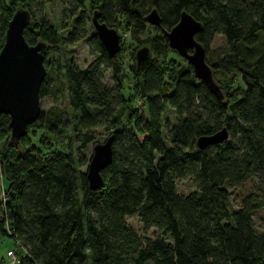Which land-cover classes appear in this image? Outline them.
I'll return each mask as SVG.
<instances>
[{
	"label": "trees",
	"instance_id": "1",
	"mask_svg": "<svg viewBox=\"0 0 264 264\" xmlns=\"http://www.w3.org/2000/svg\"><path fill=\"white\" fill-rule=\"evenodd\" d=\"M38 1L0 0V47L7 21L17 8L30 14L22 31L24 39L29 44L43 41L44 56L47 47V52H54L83 37L82 11L66 35L60 36L43 17L35 19L31 6ZM67 1L78 8L86 0ZM88 3L98 4L97 20L108 26L118 13L137 42L148 46L149 57L131 66L140 79L134 94L142 100L144 114L127 106L118 82V106L114 105L111 89L100 82L98 61L82 69L64 65L67 100L78 112L73 131L77 125L111 129L107 135L112 136L111 161L100 170L101 188L94 190L88 188L85 173L77 170L81 162L67 146L47 152L25 146L26 132L12 144L8 115L0 114V139L5 137L0 148V233L20 244L15 251L17 263L264 264V232L256 231L251 220L252 213L264 206V196L249 192L237 208L227 204L228 188L251 178L264 182V0ZM152 7L160 16V26L143 18ZM181 10L200 22L194 39L204 51L214 34L224 37L225 45L212 50L214 59L205 61L211 75L219 71L230 80L237 76L242 87L223 88L212 75L222 94L217 98L187 62L173 64L169 71L161 69L157 55L169 48L163 29L177 22ZM87 41L115 78L121 74L117 60L121 42L108 58L95 34ZM139 46L133 48L132 57ZM47 93V85L41 82L38 97ZM166 107L177 117L167 129V145L160 132ZM44 120L48 131L61 132L58 114L41 112L26 130L40 128ZM221 127L227 131L225 140L202 149L195 146L198 136ZM78 136L79 148L92 139L83 131ZM183 176L195 184L180 194L174 181ZM132 214H137L144 229L153 227L159 235L137 236L125 223V216Z\"/></svg>",
	"mask_w": 264,
	"mask_h": 264
},
{
	"label": "rangeland",
	"instance_id": "2",
	"mask_svg": "<svg viewBox=\"0 0 264 264\" xmlns=\"http://www.w3.org/2000/svg\"><path fill=\"white\" fill-rule=\"evenodd\" d=\"M89 0L84 2L83 7L73 8V2L67 0H39L33 3L31 6L32 14L35 19L43 17L48 24H50L60 36H65L68 30L73 26L76 18L79 17L80 12H83V37L78 38L76 41L61 45L56 51H48L46 48L45 60L43 65L45 68V76L42 80L44 85H47L48 93L42 97H38L40 112L56 113L59 116V122L57 127L61 129L60 133H51L47 130L45 120L40 123V128L27 129L25 146H35L41 148L42 151L47 152L52 148H59L60 146H67V149L73 154L76 159L80 160V164L77 170L85 172L88 160L92 153V146L94 143H101L110 133L111 129H107L105 126L96 125L89 129H83L77 125V130L73 131V124L75 116L78 115L77 111H74L69 103L68 97L70 92L67 86V80L64 75L65 66L70 64L71 66L82 69L89 64L97 62V68L101 71L100 82L103 86L111 89V94L114 98L113 102L115 106V87L116 83L121 85V93L124 98L127 99V106L136 109V113L144 114V106L140 105L137 96L134 94L137 84L140 83V79L134 76L131 72V66L134 64L135 59L131 56L133 48L137 47V44L146 45L144 43L137 42L135 35L132 33L130 26H125L121 21V17L118 13H115L112 17L110 26L113 27L119 36V42H121L123 49L119 52L117 60L120 62L122 71L116 78L109 68H106L102 58L98 55L94 46L87 41L90 35L95 34L93 26L91 24V14L94 9L97 10L98 4L88 3ZM157 31H160L157 29ZM40 41V39L36 40ZM225 45V39L221 34H214L212 40L208 44L205 51V59L210 62L214 56L212 50L218 46ZM147 46V45H146ZM100 58V59H99ZM158 62H161V69L169 71L173 64L184 65L186 60L177 55L171 48H164L163 52L157 55ZM65 65V66H64ZM213 77L221 87L229 86L228 88L234 89L235 87H242V83L237 76L230 80L227 75L213 71ZM177 117L173 109L166 107L161 116V137L165 145L166 133L168 127L176 121ZM125 120V117L123 118ZM123 123L122 126H124ZM87 132L92 136L90 142L86 143L84 147L79 148V134ZM5 137L0 139V148L4 145ZM20 147V146H19ZM50 147V148H49ZM175 186L178 193L183 194L194 188V182L189 176H183L175 179ZM229 189V197L227 200L228 207L235 209L238 207L242 196L249 192H255L261 196H264V182L258 178H251L247 182L234 186ZM253 227L258 232H264V206L258 210H255L251 216ZM126 226L132 229V231L140 238L148 237L152 238L155 235H159V231L153 227L147 229L143 228L137 214L125 216ZM20 248L14 243L11 236L0 233V264H18L10 262L6 255L9 250L18 252ZM16 255L19 256L17 253ZM148 264V263H145Z\"/></svg>",
	"mask_w": 264,
	"mask_h": 264
},
{
	"label": "water",
	"instance_id": "3",
	"mask_svg": "<svg viewBox=\"0 0 264 264\" xmlns=\"http://www.w3.org/2000/svg\"><path fill=\"white\" fill-rule=\"evenodd\" d=\"M143 18L153 26H160V16L153 7ZM29 19L27 9H15L7 21L0 47V114L8 115L9 140L12 144L18 143L19 138L25 134L27 125L35 121L40 112L38 89L46 73L43 65L45 43L36 41L29 44L22 35ZM90 20L107 57L112 58L119 48L117 31L98 21L95 10L92 11ZM200 27L199 21L187 11L181 10L177 22L168 30L163 29V34L169 48L186 60L195 77L202 81L214 96L221 98L220 89L205 61L204 48L194 39V34ZM149 55L148 46H139L134 52L135 65L138 66ZM226 137V128L221 127L211 134L198 136L195 146L202 149L208 145L218 144ZM111 143L112 136L109 135L101 143H94L92 146V153L84 172L88 188L91 190L99 189L103 184L100 170L111 161Z\"/></svg>",
	"mask_w": 264,
	"mask_h": 264
},
{
	"label": "built area",
	"instance_id": "4",
	"mask_svg": "<svg viewBox=\"0 0 264 264\" xmlns=\"http://www.w3.org/2000/svg\"><path fill=\"white\" fill-rule=\"evenodd\" d=\"M138 102H139L140 105L142 104V100L141 99H138ZM16 244L18 246H20V244L17 241H16ZM24 253H26V252L24 251L22 254H24ZM6 255L9 258L10 262H12V263H17L18 260H19V256L16 255V253L14 251H12V250L7 251Z\"/></svg>",
	"mask_w": 264,
	"mask_h": 264
}]
</instances>
